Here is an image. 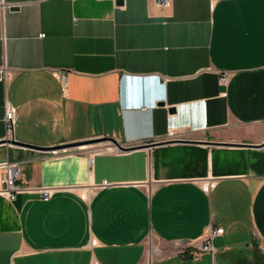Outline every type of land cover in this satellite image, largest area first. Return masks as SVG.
<instances>
[{
	"label": "crops",
	"instance_id": "0c3cea01",
	"mask_svg": "<svg viewBox=\"0 0 264 264\" xmlns=\"http://www.w3.org/2000/svg\"><path fill=\"white\" fill-rule=\"evenodd\" d=\"M115 1L0 0V141L180 138L0 142V264H264V0Z\"/></svg>",
	"mask_w": 264,
	"mask_h": 264
},
{
	"label": "built area",
	"instance_id": "2783aa9c",
	"mask_svg": "<svg viewBox=\"0 0 264 264\" xmlns=\"http://www.w3.org/2000/svg\"><path fill=\"white\" fill-rule=\"evenodd\" d=\"M170 0H156V4L158 6H168ZM63 87L66 84L65 77L63 74H58ZM4 72L3 70L0 69V79H3L4 77ZM227 81V74L223 73L219 76V82L221 84H225ZM167 79H164L163 83H166ZM4 123H5V137H4V142L12 144V142L15 140L14 138V124H15V108L7 102H4ZM180 137L177 135V133L173 130H170L164 135L162 141H175L178 140ZM93 162V157L92 155L88 156V165L92 164ZM5 167V172L2 176L1 179V191L8 196L9 199H14L16 194L20 192L23 188L20 186L19 182L21 180L20 176V170L18 167V164L15 162H9L5 161L2 164ZM106 184L105 182L102 183V185ZM205 190H208L210 187V183H206L203 185ZM38 193L40 194V198L43 201L48 200L51 197V192L52 189L49 187H39L37 189ZM90 193H86L85 197H88ZM223 233L222 228H216V229H207L203 241L200 244L199 251L198 252H203V251H209L213 253V246H212V239L216 235H220Z\"/></svg>",
	"mask_w": 264,
	"mask_h": 264
},
{
	"label": "water",
	"instance_id": "95a60500",
	"mask_svg": "<svg viewBox=\"0 0 264 264\" xmlns=\"http://www.w3.org/2000/svg\"><path fill=\"white\" fill-rule=\"evenodd\" d=\"M117 5H121L123 3V0H116L115 1ZM159 105H164L163 102H160ZM174 107H169L168 111L169 112H174ZM0 142H4V140L0 141ZM102 142H108L111 143L114 147H116L119 150H123V151H127V150H131L134 148H138L139 146H147V147H151L155 144H159V143H166V142H171V141H160L157 143H147L145 145H138V146H124L121 143H119L115 138L113 137H96V138H90V139H84V140H78V141H72L69 143H63L60 145H55V146H51V147H40V146H36V145H32V144H28V143H23V142H17V141H13V143H16L20 146L26 147V148H30V149H34V150H40V151H45V150H55V149H59V148H71V147H78L81 146L83 144H97V143H102ZM264 144V143H263Z\"/></svg>",
	"mask_w": 264,
	"mask_h": 264
},
{
	"label": "rangeland",
	"instance_id": "374dc122",
	"mask_svg": "<svg viewBox=\"0 0 264 264\" xmlns=\"http://www.w3.org/2000/svg\"><path fill=\"white\" fill-rule=\"evenodd\" d=\"M81 146H85V147H94V144H83Z\"/></svg>",
	"mask_w": 264,
	"mask_h": 264
},
{
	"label": "bare ground",
	"instance_id": "6f19581e",
	"mask_svg": "<svg viewBox=\"0 0 264 264\" xmlns=\"http://www.w3.org/2000/svg\"><path fill=\"white\" fill-rule=\"evenodd\" d=\"M13 143V142H12ZM78 147H83V146H78Z\"/></svg>",
	"mask_w": 264,
	"mask_h": 264
}]
</instances>
